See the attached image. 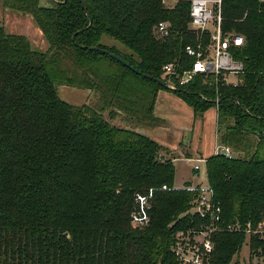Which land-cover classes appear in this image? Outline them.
<instances>
[{"label":"trees","instance_id":"16d2710c","mask_svg":"<svg viewBox=\"0 0 264 264\" xmlns=\"http://www.w3.org/2000/svg\"><path fill=\"white\" fill-rule=\"evenodd\" d=\"M0 3L29 16L47 44L39 51L0 26V264H177L173 234L201 223L188 212L196 193L184 189L189 183L173 187L174 158L136 129L166 125L154 116L164 88L152 79L166 63H192L183 53L196 39L190 1ZM221 17L222 32L244 41L231 48L243 63L236 84L198 75L172 92L195 118L216 107L217 144L232 157L206 159L207 183L224 223L255 226L264 222V3L221 0ZM159 22L169 26L165 39L154 34ZM104 36L125 51L101 44ZM58 86L98 93L97 100L68 104ZM150 188L149 225L132 229L133 195ZM244 242L243 232L215 235L210 264H240ZM249 245L264 255V239L252 236Z\"/></svg>","mask_w":264,"mask_h":264},{"label":"built area","instance_id":"2783aa9c","mask_svg":"<svg viewBox=\"0 0 264 264\" xmlns=\"http://www.w3.org/2000/svg\"><path fill=\"white\" fill-rule=\"evenodd\" d=\"M189 31L196 36L194 42L184 46L185 57L192 60L191 65L184 66L178 62L166 63L161 68L159 80L165 83L166 89L173 90L178 86H185L202 75L205 82L213 79L225 85H235L228 78L238 76L243 71V63L235 60L231 52L232 47H241L243 37L236 33L224 34L221 29V0H189ZM264 3V0H257ZM154 34L165 39L170 35L166 22L155 25ZM217 102V98L215 100ZM225 149V156L231 158L228 148L219 147L216 154ZM201 160H196L193 170H200ZM196 193L190 214L197 215L201 220L198 225L176 231L170 247L177 264H210L213 254V239L219 233L243 232L245 240L249 242L252 236L264 239V222L253 225L250 221L245 225L239 223H224L219 203L214 199L213 190L208 185L184 188ZM161 190H168L163 186ZM155 188H150L144 194L133 195V206L129 214V224L132 229H143L149 225L152 200Z\"/></svg>","mask_w":264,"mask_h":264},{"label":"rangeland","instance_id":"374dc122","mask_svg":"<svg viewBox=\"0 0 264 264\" xmlns=\"http://www.w3.org/2000/svg\"><path fill=\"white\" fill-rule=\"evenodd\" d=\"M177 1L178 0H163V3L165 7L172 8ZM43 2L44 0H42V3ZM12 14L16 15L15 17H23L21 14H15L13 12H10L9 15ZM27 18L30 19L29 16H27ZM3 20L4 17L0 15V26H4V29L7 33H9L13 29V31H15V27H19L21 29L24 26V22L15 23L13 21L10 23V25L5 26ZM31 23L33 26L30 24L31 26L26 25L24 27L27 38L33 41V47L36 46L37 48L44 49V44L45 47H47L45 40L42 38L43 42H39V40L36 39V35L34 34V32L37 33L35 30L37 29V27L32 21ZM33 27H35V29ZM101 44L109 47L115 46L125 51L123 46H121L118 42L106 36L102 37ZM45 50H42V52ZM228 80L231 83L237 82V78H235L234 76H230ZM57 92L58 97L62 101L74 106H81L84 104L92 103L97 100L98 95V93H95L93 95L88 90L77 89L70 86H58ZM155 104L154 111L158 113L160 120L166 122L169 125V129H155L153 131L149 129L152 132L151 136L154 142H156L162 148L177 150V144H179L178 140L182 141L184 138L186 142L189 141L188 145L190 146V148L194 151L195 149H198L199 153L203 157L209 158L214 155V127L216 107H210L203 113L202 117L194 119L193 112L190 106H188L181 98H179L177 95L171 92V90L168 89H162L157 92ZM114 123L123 126V123L120 119H117L116 121H114ZM140 128L148 129L146 127ZM185 141L182 142L186 143ZM183 143L181 145L182 148L184 146ZM161 154L164 158H176L173 162L175 168V175L173 180L174 188H183L185 186L184 182L186 180L193 181L194 183H198L201 185L207 184L205 164H199L200 171L196 173V171L193 170L194 161H188L182 154H180V152H177L175 155L173 151L166 150V152L164 151ZM259 252V250H251L249 242L245 240L238 256V262L240 264H264V255L260 254Z\"/></svg>","mask_w":264,"mask_h":264},{"label":"crops","instance_id":"0c3cea01","mask_svg":"<svg viewBox=\"0 0 264 264\" xmlns=\"http://www.w3.org/2000/svg\"><path fill=\"white\" fill-rule=\"evenodd\" d=\"M10 12L11 11H7V10H3L2 8H0V15L2 16V17H4V25L6 26V25H10V23L13 21V22H15V23H19V22H24V26H23V28H19V27H15V31H13V30H11L10 32H9V34H13V33H15V34H13V35H22V36H25L26 38H27V34H26V31H24V27L27 25V26H31L32 25V23H31V21H32V19L30 20L29 18H27V16H23V17H20L19 15V17H15L16 15H9L10 14ZM14 13V12H13ZM15 14H18V13H15ZM24 18V19H23ZM3 19V18H2ZM33 22V21H32ZM31 24V25H30ZM33 26V25H32ZM36 26V25H35ZM4 27V26H3ZM13 28V27H12ZM34 29H35V27H33ZM36 30V32L37 33H35L34 32V34L36 35V39L37 40H39V42H43V36H42V33L40 32V30L37 28V29H35ZM17 31V32H16ZM19 33V34H18ZM43 38V39H42ZM28 40H29V42H30V44L32 45V47H33V41H31L29 38H27ZM46 43V42H45ZM42 44H44V43H42ZM47 45V44H46ZM44 46V49L43 48H37L36 46H34V47H36V48H34V49H37V50H39V51H42V50H45V49H47V47H45V44L43 45ZM46 51V50H45ZM45 51H43V52H45ZM172 92V91H171ZM64 94V93H63ZM166 97H168V96H166ZM156 105V104H155ZM215 108V107H214ZM154 109H155V106H154ZM192 110V109H191ZM193 112V111H192ZM215 113H216V116H215V127H214V138H215V149H214V155L216 154V150H217V148H218V144H217V140H216V137H217V109L215 108ZM154 116L156 117V118H158L159 119V116H158V113L156 112V111H154ZM194 116V115H193ZM194 119H195V117H194ZM166 123V122H165ZM116 124V123H115ZM157 130V129H160V130H167V129H169V125L166 123V126H162V127H157V128H153V129H151V128H148V129H145V128H143V129H141L140 127L139 128H137L136 129V132L137 133H139V134H141V135H144V136H146V137H148V138H150V139H152L153 140V138H152V136H151V131L150 130ZM148 130H149V132H148ZM182 141H185L184 140V138H183V140ZM181 140H178V143L179 144H177V146H178V148H177V150H175V149H167V148H165V149H167V150H170V151H173L174 153H175V155H176V153L177 152H180V154H182L188 161H194V164H196V160H201V162L200 163H198V165L199 164H201V163H203V164H205V161H206V159L208 158V157H203L200 153H199V150L198 149H195V151L194 150H192L191 148H190V146L188 145V143H189V141L188 142H186V143H183ZM182 143H183V148H182ZM176 159V158H175ZM175 159H173V162L175 161ZM194 166V165H193ZM200 171V170H199ZM196 173H198V172H196ZM184 183H189V186L190 187H197L199 184L198 183H194L193 181H188V180H186ZM201 185V184H200Z\"/></svg>","mask_w":264,"mask_h":264},{"label":"water","instance_id":"95a60500","mask_svg":"<svg viewBox=\"0 0 264 264\" xmlns=\"http://www.w3.org/2000/svg\"><path fill=\"white\" fill-rule=\"evenodd\" d=\"M82 7L84 8V5L82 4ZM90 51H96V52H99L100 54L102 55H108L110 58L114 59L115 61L125 65V66H128V64H126L123 60H121L118 56L112 54V53H109L108 51L104 50V49H99L97 47H94V48H89ZM148 79H152L151 77L147 76ZM154 80L156 83H158L161 87H163L164 89H166V86H165V83L159 79H152ZM176 89H173L171 91H174ZM220 153L222 155H225V149H221Z\"/></svg>","mask_w":264,"mask_h":264}]
</instances>
